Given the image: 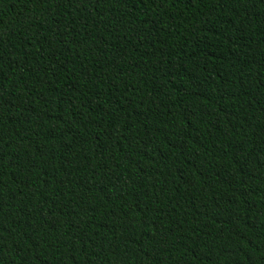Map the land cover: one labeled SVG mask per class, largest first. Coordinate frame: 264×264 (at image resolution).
Returning a JSON list of instances; mask_svg holds the SVG:
<instances>
[{
  "label": "trees",
  "instance_id": "trees-1",
  "mask_svg": "<svg viewBox=\"0 0 264 264\" xmlns=\"http://www.w3.org/2000/svg\"><path fill=\"white\" fill-rule=\"evenodd\" d=\"M0 264H264V0H0Z\"/></svg>",
  "mask_w": 264,
  "mask_h": 264
}]
</instances>
